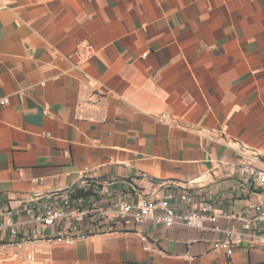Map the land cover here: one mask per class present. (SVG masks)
Returning <instances> with one entry per match:
<instances>
[{"label":"crops","instance_id":"0c3cea01","mask_svg":"<svg viewBox=\"0 0 264 264\" xmlns=\"http://www.w3.org/2000/svg\"><path fill=\"white\" fill-rule=\"evenodd\" d=\"M1 99L0 216L22 236L36 234L23 205L145 173L205 193L239 239L228 256L210 228L128 221L72 243L46 230L29 264H264L235 219L264 190L232 171L264 170V0H0Z\"/></svg>","mask_w":264,"mask_h":264},{"label":"built area","instance_id":"2783aa9c","mask_svg":"<svg viewBox=\"0 0 264 264\" xmlns=\"http://www.w3.org/2000/svg\"><path fill=\"white\" fill-rule=\"evenodd\" d=\"M89 49L91 51V47ZM5 103L6 100H0V105ZM159 120L167 122L169 118L162 115ZM236 148L246 152L241 145ZM249 152L251 155L245 158L248 161L259 156L257 151ZM232 171L264 190L263 169L245 162ZM83 174L85 177L88 171L84 170ZM141 179L144 183L137 184L136 181ZM112 181L84 182L82 187L73 188L66 194H54L44 202L37 198L35 202L23 205L20 213L36 225V234L32 238L22 236L20 223L10 211L3 212L0 233L4 232L7 241H0V258L10 252L20 264L31 263L33 254L24 253L23 249L38 238H45L46 230H51L49 241L72 243L75 239L117 232V225L128 221L141 223L150 220L166 227L182 225L223 232L225 238L216 242L212 249L228 256L234 251L233 244H239V239L232 238L234 235L230 229H220L218 219L223 216V211L205 193L192 192L181 182H163L145 173L128 181H114L116 186ZM235 219L240 224L236 235L246 240L249 246L264 251V193L258 202L250 203Z\"/></svg>","mask_w":264,"mask_h":264},{"label":"rangeland","instance_id":"374dc122","mask_svg":"<svg viewBox=\"0 0 264 264\" xmlns=\"http://www.w3.org/2000/svg\"><path fill=\"white\" fill-rule=\"evenodd\" d=\"M0 241L6 242L7 241V238L6 237L5 238H2V239H0Z\"/></svg>","mask_w":264,"mask_h":264}]
</instances>
